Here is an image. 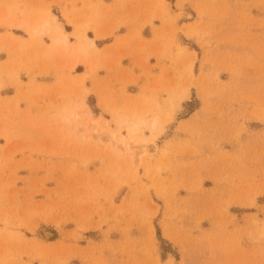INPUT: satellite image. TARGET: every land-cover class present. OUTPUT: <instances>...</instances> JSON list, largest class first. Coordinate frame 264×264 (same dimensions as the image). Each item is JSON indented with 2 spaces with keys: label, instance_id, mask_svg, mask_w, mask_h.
Segmentation results:
<instances>
[{
  "label": "rangeland",
  "instance_id": "374dc122",
  "mask_svg": "<svg viewBox=\"0 0 264 264\" xmlns=\"http://www.w3.org/2000/svg\"><path fill=\"white\" fill-rule=\"evenodd\" d=\"M110 1L0 0V264H264V0Z\"/></svg>",
  "mask_w": 264,
  "mask_h": 264
},
{
  "label": "crops",
  "instance_id": "0c3cea01",
  "mask_svg": "<svg viewBox=\"0 0 264 264\" xmlns=\"http://www.w3.org/2000/svg\"><path fill=\"white\" fill-rule=\"evenodd\" d=\"M78 10L80 9L79 6ZM119 4L118 0H112L108 3L104 2L102 7V14L99 17L100 18V25H101V32L105 33L111 29H117V31L122 27L126 28L128 33H131L132 30L136 26V22L140 21L142 17L136 15V11H134L131 7L127 9V11L123 12L121 10H118ZM94 16V15H93ZM92 16V17H93ZM82 17V16H79ZM83 19V17L81 18ZM97 19V18H96ZM137 20V21H136ZM120 29V31H121ZM149 30V29H148ZM116 31V32H117ZM151 33H153V28L149 30ZM121 33H125V30H123ZM144 33V30L142 31V34ZM106 40V44H104V49H110L114 46L113 39L104 38ZM152 40L147 39V41ZM106 45V46H105Z\"/></svg>",
  "mask_w": 264,
  "mask_h": 264
},
{
  "label": "bare ground",
  "instance_id": "6f19581e",
  "mask_svg": "<svg viewBox=\"0 0 264 264\" xmlns=\"http://www.w3.org/2000/svg\"><path fill=\"white\" fill-rule=\"evenodd\" d=\"M57 38H59V36H58V35H57ZM57 38H56V39H57ZM154 126H155V124H154Z\"/></svg>",
  "mask_w": 264,
  "mask_h": 264
}]
</instances>
